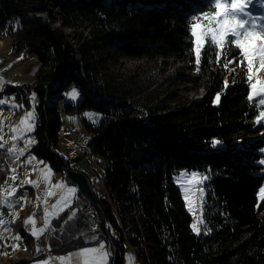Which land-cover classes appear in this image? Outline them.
<instances>
[{
  "label": "trees",
  "instance_id": "1",
  "mask_svg": "<svg viewBox=\"0 0 264 264\" xmlns=\"http://www.w3.org/2000/svg\"><path fill=\"white\" fill-rule=\"evenodd\" d=\"M206 4L0 0V39L11 38V53L38 64L31 82L18 86L19 98L37 100L33 154L56 170L73 168L54 151L61 114L72 107L64 95L70 85L82 91L78 108L102 115L99 124L84 119L86 147L105 162L102 192L81 172L105 220L106 238H99L112 246L110 264H124L129 250L138 264H264L261 107L248 98L247 67L235 45L205 52L206 41L196 62L192 17L210 11ZM28 12L49 19L25 18ZM123 60L158 65V73L111 76ZM175 64L184 67L169 72ZM48 91L55 96L46 98ZM182 169L207 177L199 235L172 180ZM76 225L86 227L81 214ZM65 242L67 249L82 244Z\"/></svg>",
  "mask_w": 264,
  "mask_h": 264
},
{
  "label": "rangeland",
  "instance_id": "2",
  "mask_svg": "<svg viewBox=\"0 0 264 264\" xmlns=\"http://www.w3.org/2000/svg\"><path fill=\"white\" fill-rule=\"evenodd\" d=\"M238 3H244L246 6V10L250 8V5H248V0H238ZM48 11L51 12L52 14H55V10H53L51 7H49ZM215 11L216 9L212 7L210 11L202 14L199 17V19L195 21L194 24H197L196 27L197 34H200L202 32V26L206 27L208 25L207 18H210L215 13ZM40 19L43 22H47L49 19V13L48 12L41 13ZM54 26L55 27L61 26V23L57 21L54 24ZM213 26H214V22H213ZM206 41L207 39L204 40V43ZM11 43H12V39L9 37L0 39V100L4 101V103L0 104V126L2 125L3 129H6V127L9 126V124H14L15 126L17 125L20 126L21 128H26L28 124L32 125L34 119L27 118V114L29 111H33L35 118V106H36L35 104H37V100L34 94H28L27 103H25L22 99L20 100V98L18 97V95L21 94L19 91L20 88L17 87L18 88L17 89L16 87L15 88L13 87L17 85V83H19L17 81H20L19 86H21L22 84L30 83L33 77L31 71L37 69L38 64L34 61V57L31 55L23 57V56H16L13 53H11ZM194 43H195V38H194ZM262 43H264V40L252 39L248 42V48L250 51L255 50ZM195 49H196V45H195ZM252 60H253L252 72L250 73L252 77V81L250 82L249 95H251L252 99H255L258 103L260 98H264L256 94L258 91H260L262 87H264V67L261 66V62L258 55L252 57ZM244 61L247 67V60ZM117 66H119L118 69L115 70L114 73L111 75L113 77H116L115 76L116 74L121 78H123L122 76L129 78L134 72L142 73L143 77H146L149 72L152 73L154 71L155 73H158L157 71L158 65L150 64L147 63L146 61L123 60L121 64H118ZM183 67H184L183 65L175 64L170 68L169 72H172L174 70H180ZM190 75L191 74L189 73V71H185L184 73L185 77H188ZM251 83H256L257 88L255 91L252 90ZM181 87L189 88L190 84L186 83L184 85H181ZM73 92H76L75 99H73L71 96ZM198 94L199 92L197 93V95ZM64 95L66 102L68 103V105L72 107L70 109L63 111L61 114V125L59 129L58 144L54 148V151L58 156L69 161L71 166H73V168L84 171L90 179L96 178L97 183L95 184V186L98 193H101L102 188L98 181L99 180L98 174L100 176L102 175V170L104 169L105 162L100 157H95L90 155V152L86 147L87 142L89 140V132L84 127V119H86L91 124H99L102 115L99 111H96L94 109L78 108V105L82 98V91L78 87L74 85H70L65 91ZM191 95L193 94L191 93ZM259 106L261 107V112H264V106L261 105ZM22 120H25L24 124H21ZM259 121H262L264 123V116H259ZM32 132H25L24 134L21 135L20 140L23 142V144H26L29 141L33 143V136L31 135ZM261 153L264 154V148L261 150ZM81 154H83L84 156ZM39 161L41 167V174H40V179H41L46 174L44 172V169L42 168L43 164L47 166H49V164L48 162L42 159H39ZM261 161H264V157H262L260 160V164L264 166V164H262ZM51 170L53 171L54 169ZM58 170L62 171V168ZM192 172H196L198 174L196 180L192 179L191 177ZM182 173H186L187 175H181ZM205 176H206L205 174L197 170L182 169L178 173L174 174L172 179L174 184L180 190L186 209L191 215L190 228L192 232L195 233L196 235H199L201 233L202 224H203L202 200L204 196V191L203 194L201 195L199 193V189L201 187L204 189L206 179L201 180V178ZM262 188H264V184L258 192L259 201H261L264 198V192L261 191ZM21 192H25V191L21 190L14 193V201L17 203L20 202L19 198L22 196L20 195ZM186 195L188 197L187 200L185 199ZM189 201H191V203H189ZM2 208H4V206L0 205V215L4 214L3 210L1 211ZM194 225L198 231H194L193 229ZM86 228H88L87 224L85 229ZM103 240L104 239H101V243L104 244ZM129 252L130 251L126 252L124 264H138L134 262L133 257L132 255H130ZM109 255L111 256L110 251H109ZM109 262L110 259L107 260V264H109Z\"/></svg>",
  "mask_w": 264,
  "mask_h": 264
},
{
  "label": "crops",
  "instance_id": "3",
  "mask_svg": "<svg viewBox=\"0 0 264 264\" xmlns=\"http://www.w3.org/2000/svg\"><path fill=\"white\" fill-rule=\"evenodd\" d=\"M35 71L36 69L31 71L32 76ZM17 82L19 83L13 88L20 85V81ZM27 97L20 100L24 99L23 101L27 103ZM35 126L36 117L32 123L34 129ZM24 129L14 124H9L6 129L0 126V141L7 145L8 152L6 165L0 170V205L4 206L1 209L4 214L0 215V258L3 260L1 264H84V257L78 258L75 254L87 247L98 248L101 239L98 238L90 243L81 240L82 244L72 249L62 247V243L65 240L67 243L68 238L77 232L76 223L80 212L73 209L78 198L77 187L66 178L64 171L56 170L50 165L43 164L42 168L46 174L40 179V158L31 151L35 142L34 129L31 133L33 143L30 148H25V144L20 140L21 135L25 133ZM13 144L16 148L9 152ZM22 148H25L23 155L19 152ZM26 181L34 183H26ZM69 188L75 191L68 192ZM13 189L16 191L13 192ZM21 190L25 192H21L20 202L17 203L14 201V193ZM37 207H41V224H38L35 218ZM45 218L48 220V226L57 229L56 234L49 241V253L46 254L33 244V239L40 237L46 231V228L43 232L39 231L45 227ZM26 221L29 223H25ZM33 232L37 235H32ZM103 241L105 251L109 254L107 242ZM129 253L134 260L132 251Z\"/></svg>",
  "mask_w": 264,
  "mask_h": 264
},
{
  "label": "snow or ice",
  "instance_id": "4",
  "mask_svg": "<svg viewBox=\"0 0 264 264\" xmlns=\"http://www.w3.org/2000/svg\"><path fill=\"white\" fill-rule=\"evenodd\" d=\"M248 5L250 8L246 10V6L244 3H238V0H207L206 7L216 9L215 13L208 19V25L206 27L202 26V32L197 34L196 27L197 24L192 25L191 36L195 38L196 45V62H200L201 57V48L204 46V40L207 39V45L204 47V51L208 50H217L223 49L226 45L231 46L235 44V46L241 50L242 58L247 60V68L246 72L249 73L247 79L249 82L252 81V77L250 73L252 72V57L259 56L261 66L264 67V43H262L257 49L250 51L248 48V42L252 39H261L264 40V0H248ZM193 20H198L199 18L196 16L192 17ZM214 22V26H213ZM235 59L232 63H235ZM252 90H256V83H251ZM257 95L264 97V87L260 89L256 93ZM72 98H76V92L71 94ZM34 98V97H33ZM219 95L217 96V100H219ZM248 98L251 100L252 96L249 95ZM4 103L3 100H0V104ZM259 105L264 106V98H260L258 101ZM260 116H264V112L260 113ZM27 118L34 119V112L29 111L27 114ZM26 118V119H27ZM257 122H259V117H257ZM25 120L21 121V124H24ZM15 131V130H14ZM24 132H32L33 127L31 124L23 130ZM217 141H213V147L218 146ZM3 145H0L2 147ZM31 146V141L25 144V148ZM16 148L15 144H13L12 148L9 149V152L14 151ZM25 148L19 150L20 154L23 155ZM264 164V161H261ZM181 175H187L186 173H182ZM198 174L196 172L191 173V177L193 180L197 179ZM15 178V177H13ZM202 179H207V177H203ZM26 183H34L31 181H26ZM13 192L16 189L12 190ZM68 192H74V189L69 188ZM204 189L201 187L199 189L200 194H203ZM264 192V188L261 189ZM185 199L188 197L186 195ZM191 203V201H189ZM11 207V205H8ZM45 216L47 217V211L45 212ZM71 219V217H69ZM202 222V221H201ZM25 223H29L26 221ZM44 228H41L39 231L43 232L45 228L48 226V220L45 218ZM194 231H198L193 226ZM207 234V232H205ZM32 235H37L36 232H33ZM19 238V237H18ZM96 239V237H93ZM78 258L84 257V264H107V260L110 259L109 254L105 251V244L101 243L99 247H87L83 251L75 254ZM63 259V258H61Z\"/></svg>",
  "mask_w": 264,
  "mask_h": 264
},
{
  "label": "built area",
  "instance_id": "5",
  "mask_svg": "<svg viewBox=\"0 0 264 264\" xmlns=\"http://www.w3.org/2000/svg\"><path fill=\"white\" fill-rule=\"evenodd\" d=\"M7 157H8V153L4 151V147H0V170L5 167ZM73 209L80 212L82 220L88 225V228L78 233L80 234L81 240H84L89 243L96 241L100 233L98 231L99 230L98 220L95 216L94 208L86 199L78 197V199L75 201L73 205ZM40 214H41V208H40ZM37 223L41 224L40 217ZM56 231H57L56 228L52 226H48L46 228L45 233L40 237H38L39 249H41L42 253L45 254L49 253L48 244L51 238L55 235ZM93 237H96V239H93Z\"/></svg>",
  "mask_w": 264,
  "mask_h": 264
},
{
  "label": "water",
  "instance_id": "6",
  "mask_svg": "<svg viewBox=\"0 0 264 264\" xmlns=\"http://www.w3.org/2000/svg\"><path fill=\"white\" fill-rule=\"evenodd\" d=\"M34 18H40V16H34ZM64 173L66 175V178L70 182L76 185L78 197L86 199L91 204V206L94 208L96 217L98 219V226H99L98 231L99 233L103 235L104 238H106L105 221L98 207L95 194L91 187L90 180L83 172L77 171L73 168L65 169ZM107 244H108V249L112 255L113 253L112 246L109 241H107Z\"/></svg>",
  "mask_w": 264,
  "mask_h": 264
},
{
  "label": "bare ground",
  "instance_id": "7",
  "mask_svg": "<svg viewBox=\"0 0 264 264\" xmlns=\"http://www.w3.org/2000/svg\"><path fill=\"white\" fill-rule=\"evenodd\" d=\"M40 16L41 14L40 13H27V14H25L24 15V17L25 18H28V19H32V18H34V16ZM202 95V90H200L199 91V94L197 95H195V97H199V96H201ZM50 96H55V93H53V92H50V91H48L47 93H46V97L48 98V97H50ZM58 107L59 108H61V102L59 103V105H58ZM20 145H21V143H19ZM0 145H3L2 147H4V151H6V153H8L7 152V145L5 144V143H3V142H1L0 141ZM65 169L64 168H62V171H64ZM200 193V192H199ZM39 217H40V207L39 208H37L36 210H35V218H36V220L38 221V219H39ZM105 221V220H104ZM97 231V230H96ZM79 232L77 231L75 234H73V236L71 237V238H68L69 240L67 241V243H71V245H73V244H77L80 240H81V238H80V234H78ZM97 233V232H96ZM102 234L100 233V235L99 236H101ZM103 236V235H102ZM99 238V237H98ZM66 243V242H65ZM33 244H34V246L35 247H37V248H39V239L38 238H36V239H33ZM1 263H3V260L0 258V264Z\"/></svg>",
  "mask_w": 264,
  "mask_h": 264
}]
</instances>
